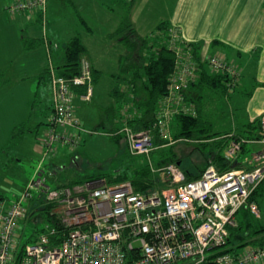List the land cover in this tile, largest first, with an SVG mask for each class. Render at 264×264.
<instances>
[{
  "label": "built area",
  "instance_id": "2783aa9c",
  "mask_svg": "<svg viewBox=\"0 0 264 264\" xmlns=\"http://www.w3.org/2000/svg\"><path fill=\"white\" fill-rule=\"evenodd\" d=\"M8 9L11 13L45 12L46 0L18 1ZM179 49L177 73L170 85L176 94L187 89L196 66L188 53ZM222 60L207 58L211 69L225 68L230 80L235 81L234 87L238 84L236 68ZM79 69L69 78L57 76L52 68L48 72L53 105L44 156L58 145L74 149L79 144L72 132L63 131L82 129L72 103L77 89H84L79 94L81 99L92 94V66L82 62ZM173 98V108L160 114L158 134L166 135L168 120L181 103L180 96ZM127 121L123 120L116 135L126 140L131 156H149L153 150L149 128L135 130ZM259 126L260 138L251 143L264 145V116ZM231 144L228 155L240 147L238 142ZM250 158L251 167L219 172L209 165L193 180H186L179 167L165 165L161 171L173 187L161 193L136 191L127 180L106 184L100 178L52 188L47 184L46 174H51L43 159L16 199L8 205L0 201V264H260L264 247L226 250L229 228L237 227L238 212L245 208L258 214L256 203L249 199L264 182V150ZM41 196L42 205H53L51 213L62 229L45 223L35 240L21 246L17 226L29 214L30 200Z\"/></svg>",
  "mask_w": 264,
  "mask_h": 264
},
{
  "label": "crops",
  "instance_id": "0c3cea01",
  "mask_svg": "<svg viewBox=\"0 0 264 264\" xmlns=\"http://www.w3.org/2000/svg\"><path fill=\"white\" fill-rule=\"evenodd\" d=\"M66 2H69L70 6L65 5ZM10 5L0 4V19L7 27L10 25H8L6 14H12L8 9ZM65 9L67 10L65 11ZM30 12L17 13L19 24L14 18L13 27L20 26V35H17V41L16 39L12 41L14 49L11 54L8 57L0 55L2 58L0 62L6 63L8 60L5 61V59H9L10 65L13 62V66L9 68L13 74L8 75L6 81L0 84V97L2 96L0 102L4 103V105L1 104L4 109L2 111H4V116L7 115L4 119L8 117L0 122L2 136L12 138L15 127L31 119L39 118L40 121H37L35 126H41L43 124L42 119L34 115L36 103L38 104L41 101L40 98L44 94L47 95L45 107L51 113L47 49L42 44L26 49L22 42L23 36L40 40L44 35V28H47L45 32L50 36L49 38L64 45L74 36H79L86 48L85 55L91 62L92 69L96 74L99 72V68L95 67L93 63L99 60L100 54L104 55L103 62L108 63L109 60L106 56L110 57V51L120 47L119 50L116 49L114 52L117 62H121L126 57L129 63L134 64V66L131 70H126L125 75L127 77L124 79H126L127 86L123 90L119 88L121 93H115V96L112 95V92L119 87L118 83H121L119 79H122L123 75H119L121 71L118 66L109 75L107 83L110 85V89H106L103 103V112L106 115L100 116L99 123H94V127L100 125L105 128L108 121L107 130L116 132L121 128L124 119L132 120L144 113L143 107L139 106L136 101V99L140 100L145 96L143 81L139 78L133 80V78L139 75L142 76L140 66L146 60L149 52L147 42H144L143 39H147L161 23H166L168 26L178 29L182 40L200 46L199 54L205 57V60L209 57L205 50L209 49L210 52L220 53L225 60H232L239 67L241 77L238 86L228 95L196 85L189 87L185 94L186 102L198 108L203 119L208 105L215 104L217 109L223 108L224 110L230 107L232 125L227 129L213 133L221 134L218 139L222 141L220 148L215 144L213 147L211 146L213 151H221L224 157L225 152L228 155V146L232 140L230 136L226 137L225 134L242 133L245 136H257L256 134H259V124H255L256 127L254 128L248 126L264 116V0H58L50 4L49 0H46L44 14L37 10ZM55 13L58 14L56 18L53 17ZM93 19L106 26L100 37L94 35L96 21ZM123 21L130 25L135 33L133 37L136 38L137 43L130 52L127 50L126 42H123L117 36L114 39L111 36ZM2 23L0 22V24ZM4 25H0V29H3ZM2 37L7 38L6 35H2ZM3 39L0 43L2 47L6 44L5 38ZM21 49L25 53L24 66L16 68L14 66L15 54H18ZM62 55V50L61 52L51 50L50 60H54V58L61 60ZM205 67L208 69L207 65ZM125 68H127L126 65L123 66V69ZM6 69H8L7 66L0 67V73L6 71ZM42 75H45L44 80L40 79ZM98 79L99 76L93 83L94 96L92 102H83L79 98L81 92L79 90L74 98L75 108L78 107V103L82 107L87 105L86 108H88L95 101ZM133 88L136 91V97L133 95ZM39 108L41 117L47 118L48 126L49 120L48 115L45 117V108ZM82 115L89 117L88 113L82 109V112L76 115L80 122L85 120ZM174 118L173 116L170 117L171 120ZM171 120L172 123L173 120ZM170 122H168L169 125H171ZM158 136H153L154 146L151 152L158 148L163 149L164 146L167 147L164 143L160 144L161 141L158 140ZM187 142L196 143L193 140H187ZM250 144L256 146L252 153L264 150L262 144ZM149 156L148 158H150ZM239 156L241 155L236 157L235 155H228L226 157L228 160L230 159L229 164L234 166L236 163L240 164L243 157H245L241 156L239 159ZM77 161L76 158L71 159L72 170L80 169ZM59 165L65 168L64 164H59L54 160L45 166L46 170L54 177V180H57L59 173H61L58 169ZM242 166L247 168L245 165ZM143 167V164H139L134 168V171L141 170ZM155 172L157 173V171ZM151 174L152 177L153 172ZM153 177L155 178V176ZM88 178L92 177L76 178L69 182ZM127 181L130 180L127 179ZM66 183H54V186ZM239 213H244V210L239 211ZM244 218L246 219L245 216ZM238 221L241 222V220Z\"/></svg>",
  "mask_w": 264,
  "mask_h": 264
},
{
  "label": "rangeland",
  "instance_id": "374dc122",
  "mask_svg": "<svg viewBox=\"0 0 264 264\" xmlns=\"http://www.w3.org/2000/svg\"><path fill=\"white\" fill-rule=\"evenodd\" d=\"M18 1H26V0H0V4L7 6ZM53 1L57 2L58 0H49V4L52 3ZM64 4L70 6L69 2H66ZM67 9H65V11ZM32 11H36V9H33ZM38 12H42V11H38ZM17 13L19 12H16L15 14H11V15L6 14L8 25H10L8 27L6 26V24L4 25L2 23L3 21L0 19V22L2 23L0 25H4L3 29H0V43L1 40H4L3 38H5L6 40L5 46L2 47L0 44V55H6L8 57V55L11 54V51H13L14 49L12 41L15 39L17 41V35H20V30H21L20 26L17 25V28L13 27L14 18H16L15 21L17 22V24H19V17L17 16L18 15ZM57 15L58 14L55 13L53 17L56 18ZM93 20L96 21V19ZM105 29L106 26L101 25V23L97 20L94 24V30H95L94 35L97 37L102 36V33ZM44 30L46 31L47 28L46 29L44 28ZM45 31L40 41L41 42L45 41L43 43V46L45 44L46 46L45 48L47 49V52L51 48V50H55L56 52L57 50H59V52H61L62 50V54H64L63 53V48L65 47L64 44H61V42L58 41L56 42V40L54 41L50 39L49 38L50 36ZM169 31L172 36L176 35L179 39H181V35L178 29L171 26L169 27ZM2 35H6L7 38L2 37ZM179 48L185 49V46L177 47L176 50ZM116 49L117 48H115V50L112 49L110 51L109 54L110 57L106 56V58L109 60L108 63L103 62V58H104L103 54H100L98 58L99 60L96 63H93L95 67L99 68L98 70L99 72L96 74L97 76H99V79L97 82L98 84L96 85L95 101L91 103L88 108H86L87 105H85V107H82L79 103L77 108L74 107L76 109L75 116L77 115V113L79 115L82 112V109H84L89 115V117L82 115L85 118L84 121L82 122L79 121L80 122L79 127L82 129H80V132L78 131L79 129L77 130L75 128L74 129L67 128L63 130L64 132H68V133L72 132V134L78 138L79 144L74 149H71L68 146L58 145L54 152H49L46 156H44L46 152L44 146V140L46 137V131L48 127L46 122L47 118L45 119L41 117L40 114L41 111L39 107L45 108L44 109L45 117L48 115V120H49L51 113L49 109L45 107L47 102L46 94H44L40 98L41 101L38 104L36 103V107H35L34 116L40 117L42 119L43 124H41V126L38 127L35 126V123H37V121H40L39 118L31 119L30 121L25 122L22 125H17V127H15L14 129V132L17 133V135L13 139L10 137L2 136L0 132V199H2L1 201L5 202L8 205L12 200L16 199L21 194L22 190L25 188L28 181L32 179L34 175V171L36 170L37 166L40 164V162L43 159H44L43 160L44 166L50 164L53 160L59 164L65 165V168H62L61 165L58 166V169L61 171V173H59L58 175L59 178L57 180H54V177L52 175L46 174L47 184H50L52 188L54 186V183L55 184L66 183L72 179L83 178V177L104 179L106 184L118 183L120 181L111 182L108 179L119 177L120 175H127L128 178L130 179L132 177L133 171L135 170L134 168L139 164L140 165L143 164L144 167L146 166L148 168L150 177L152 175L151 172H153V176H155V178L153 176L151 177L153 178L154 181V186L152 187V190H147V192L145 193H148L150 191H157L161 193V191L167 190L168 188L171 189V187H173V184L168 182V179L164 174V171H161V168L163 167L158 166V162L161 159L169 158L167 159L169 162L166 165H175L176 167H179V169L182 172L191 171L192 173H194L199 168H203V167L206 168L209 165H213L211 160H206V159H210V154H209L210 150L213 151L212 147L209 145L211 142H201L197 144V142L188 143L187 140H185V138L183 137H179V138L177 137L176 139L175 135L178 134V126H177V121L175 119L171 124L170 132H169V127H167V132H165L166 135L154 133L152 131V128L149 129L151 132L152 147L154 146V142H153L154 135H159L158 140H161L160 144L164 143L165 145H167V147L164 146L163 149L158 148L153 152H151L149 156L150 158H148V156L147 157L131 156L128 153L126 140L120 136V139L116 141L117 138L116 139L113 138L114 136H116L115 132H109L107 130L108 121L105 124L107 125L105 126V128H102L100 125L94 127V123L97 122L99 123L100 116L106 115L105 112H103L104 110L103 103H104V97L106 96V92H107L106 89L107 88L108 90L110 89V85L107 83V81L109 80L108 79L109 75L117 69V66L119 67V70L121 71L119 75L120 76L123 75V78L119 79L121 83L118 84L120 89L122 88L121 90H123L127 86V83L125 82L126 79H124L125 77H127L125 75L126 70L129 71L134 66V64L129 63V60L126 57H124L121 60V62L119 61L117 62L116 57L114 56V52L116 51ZM119 49L120 47L117 50ZM127 50H130L128 45H127ZM205 52L206 54L207 53L209 54V58L222 57V59L229 65L233 63L232 60H225V58L220 53L210 52L209 49L208 50L206 49ZM24 54L25 53L24 51H22V49L18 54H15L14 66L16 68H19L20 66H24L23 63ZM180 55L184 56L183 54ZM130 56H132V54H130ZM63 57L64 55H62V59H61L62 61H63ZM175 58H177L176 54H175ZM0 60H2L1 57ZM61 60L54 58V60L51 59L50 61H48V72L50 71V68H52L54 70V73L57 76H60L59 68H57L56 65L59 63L61 64L62 62ZM5 61L7 62L6 63L0 62V67L2 66L8 67L6 71L0 73V84L6 81L8 75L11 76L13 74L12 71L9 70V68L13 66V62L12 65H10L9 59H5ZM82 62H86L89 65H91V62L89 61V59L85 54L80 59L81 64ZM125 65L127 68L123 69V66ZM234 66L237 71V83H239L241 77L240 70L238 69L239 67L237 65ZM208 69L211 68L208 66ZM224 70L225 68L224 69L219 68L218 70L212 69L211 74L226 75L229 78V82L227 83V89H231L232 87L233 89L231 90L233 91L234 89H236L237 85L233 87L235 81H231L230 80L231 78L227 75V72ZM195 74L196 71L193 72L192 75H190V79L193 78L195 79L196 78ZM90 83L92 85L91 96L88 99H83V98L81 99V97L79 96V98L85 103L92 102L94 96L93 81H91ZM48 85H49L48 89L50 92V108L52 112L53 94H52L50 81L48 82ZM78 90L79 89H77V94H78ZM171 95H173V92L171 93ZM74 98L75 97L73 96L72 99L73 105L75 101ZM1 104L4 105V103L2 101L0 102V122L1 120L3 121L8 118L7 117L4 119V117H6L7 115L5 116L3 115L4 111L2 110L4 109L3 106H1ZM226 109L227 110H224L223 108L217 109L215 104L207 106V111L205 112L203 119L205 123L204 126L205 133L213 134L216 131L227 129L230 125H232V121H231L232 116H231L230 107ZM76 118L78 117L76 116ZM231 145L232 144L228 146V150L231 149ZM255 148H256L255 145L248 143L245 145L244 150L241 149V147H239V150L231 154V155H235V157L237 155L245 156L243 157L242 162H240V166L238 168L242 169L243 168L242 165H245L246 167H251L252 164L250 161L251 159L250 157L252 151ZM226 156L228 155L225 152V157ZM241 156H239V159ZM74 158L78 160L77 162L79 163L80 169L77 170L71 169V159ZM153 170L157 171V173ZM54 187H58V186H54ZM35 200L37 203L40 204L41 201L43 200V197L42 196L36 197L33 200H30V203H33ZM249 202H254V200L252 201L251 199H249ZM255 203L258 209L257 215L254 214L251 210H247L244 208L242 209L244 210V213H239L238 218L236 217L238 220H244L245 219L244 216L248 219L249 228H251L252 226L249 233L251 235L253 228L258 226H264V182L257 190V193L255 195ZM40 205H42V203ZM26 219L19 222L17 226V236H20L21 244H24L26 240L31 235H33V233L36 230H40L43 227V222L39 221L35 223L32 220L30 213L26 215ZM237 224H239V221ZM230 229L232 228H229V230ZM245 229L246 228H244V230ZM242 234L243 232L241 233V235ZM254 235L255 234H253L250 238L245 237L244 239V237L234 234L235 238H233L232 240L233 243L236 244V246L242 245V243H244L243 241H245L246 244L243 247H237L236 251H239L244 247H254L255 245L259 244V242L257 241L259 238H263L262 243L264 245V234H257L255 236ZM229 248L230 246L227 243V249L226 247L224 249L229 250ZM260 264H264V261L261 262Z\"/></svg>",
  "mask_w": 264,
  "mask_h": 264
},
{
  "label": "trees",
  "instance_id": "16d2710c",
  "mask_svg": "<svg viewBox=\"0 0 264 264\" xmlns=\"http://www.w3.org/2000/svg\"><path fill=\"white\" fill-rule=\"evenodd\" d=\"M12 5V4H11ZM9 7V6H8ZM24 11H19V13H23ZM30 12V11H26ZM15 14V13H12ZM126 21V20H125ZM125 21L121 23L117 31L111 35L113 36V39L117 36L120 40L122 39L123 42H126V44L129 46L131 51L136 45V38L133 37L135 33L131 29L130 25H128ZM169 27L166 23H161L157 27V29L147 38L143 39L144 42H147V50L148 55L146 56V60L143 64H141L142 68V76L134 77L133 80H136V78H139L143 81V86L145 89V96L136 101L139 104V106L143 107V114L140 117H135L132 120L127 121L128 125L135 130L138 129H151L154 133L158 134L159 129V122L161 117V112L163 113L166 108L169 107L171 110L174 106L173 101L176 100V98H173L174 96H180L181 97V103L178 106L177 110L172 113L171 116L177 121L178 126V134L175 135V138L177 137H183L185 140H193L197 142V144L201 142H211L210 146H217L220 148V145H222V141H219V137L221 134H207L204 132V126L205 123L203 121L202 115L199 113V109L195 108L194 106L188 104L186 101V91L191 86H201L206 87L214 91H220L224 93L225 95H228L232 90L227 89V83L229 82V78L226 75L223 74H211L212 69H206V65L209 66L207 59L205 60V57L200 56L199 49L200 46L187 42L185 40L179 39L176 36V39L173 40L174 36L170 34ZM23 45L26 49L33 48L35 46L43 45L45 42H41L38 39H30L25 36H23ZM141 42V41H140ZM143 42V43H144ZM142 43V42H141ZM146 44V43H145ZM63 48V61L61 64H57L56 67L59 68V75L62 77H74L79 73V64L80 59L85 54L86 48L84 44L82 43L79 36H74L71 38ZM180 46H185V51L190 56L191 61L193 62L195 66L194 70L196 71V78L191 79L188 87L186 90L180 92L179 94L173 93L171 95L172 90L170 89V85L173 83V76L177 73V58H175L176 54V48ZM44 47L45 44H44ZM233 64V63H232ZM235 65V64H234ZM210 67V66H209ZM211 68V67H210ZM194 71V72H195ZM47 75V73H46ZM49 77V74H48ZM97 78V75L95 71L92 69V81L95 82ZM41 80L45 79V75H42ZM119 86V85H118ZM238 86V84H237ZM120 87L116 88L112 95L115 96V93L120 92ZM81 92H83V89H79ZM78 90V91H79ZM121 93V92H120ZM136 91L133 88V95L136 97ZM116 94V95H117ZM169 97V98H168ZM172 97V98H171ZM172 119V120H174ZM171 119L168 120L170 122ZM171 120V121H172ZM173 122V121H172ZM171 123V122H170ZM172 124V123H171ZM255 124H259V120H255L253 123H251L248 127H256ZM259 126V125H258ZM169 130L171 131V125L168 123ZM250 130V129H247ZM17 133H13L12 139L16 137ZM257 136H251L244 134H225V136L229 137L232 140V142H238L241 149H245V145L248 143H251V140L260 138V132L259 134H256ZM114 139L119 140L120 135H116L113 137ZM161 141V140H160ZM163 141V140H162ZM216 141V143H214ZM210 159L212 164L216 167V169L219 172H226L228 170H231L233 168L237 169L240 164H235L234 166H231L229 164V160L221 154V151H212L210 150ZM169 158L161 159L158 162L159 167L165 166L169 161L167 160ZM208 164V163H207ZM205 167L199 168L196 170V172L192 173L191 171L184 172L185 179L186 180H193L197 179L201 176L202 172L204 171ZM129 179L127 175H120L119 177L108 179L109 181H125ZM130 182L135 186V188L138 191L147 192V190H152V187L154 186V181L150 177L149 170L145 166L141 170L134 171L132 177L129 179ZM81 181H74V182H67L64 185H73L76 183H80ZM156 184V183H155ZM59 185V186H64ZM262 185V183L257 187V189L254 191V193L251 196V200L255 201V195L257 193V190ZM41 204V203H40ZM36 202V200L30 204V216L32 217V220L37 223L39 221L43 222V224H49L51 227H56L57 230H61V226H59L56 216L51 213V209L53 208L52 204L49 205H40ZM249 213V212H248ZM247 218L244 220L239 221V224H237V227L232 228L229 230V239H228V245L230 246L228 251H233L234 247H243L245 244L242 243V245H237L233 243L234 234L240 235L242 237H248L250 238L253 234H264V226H258L252 229V235L250 233L249 228V221ZM248 225H247V224ZM244 228H246L244 230ZM246 231V232H245ZM243 234L241 235V233ZM39 233V230H36L33 235H31L25 243L32 242L35 240L36 235ZM254 235V236H255ZM263 238H259L257 241L259 244L255 245L254 247H264L262 243ZM59 239H57L58 241ZM24 243V244H25ZM24 244H20L21 246ZM234 246V247H233Z\"/></svg>",
  "mask_w": 264,
  "mask_h": 264
},
{
  "label": "bare ground",
  "instance_id": "6f19581e",
  "mask_svg": "<svg viewBox=\"0 0 264 264\" xmlns=\"http://www.w3.org/2000/svg\"><path fill=\"white\" fill-rule=\"evenodd\" d=\"M78 89H82V87H80V88H78ZM124 124V122H122V125ZM115 134H116V132H115ZM132 184V183H131ZM133 185V184H132ZM133 187H134V189L136 190V191H138L136 188H135V186L133 185Z\"/></svg>",
  "mask_w": 264,
  "mask_h": 264
}]
</instances>
